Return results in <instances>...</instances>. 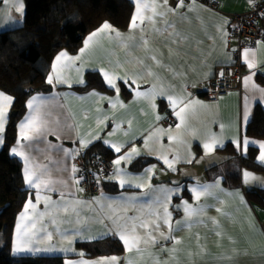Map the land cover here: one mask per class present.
<instances>
[{
    "label": "crops",
    "instance_id": "crops-1",
    "mask_svg": "<svg viewBox=\"0 0 264 264\" xmlns=\"http://www.w3.org/2000/svg\"><path fill=\"white\" fill-rule=\"evenodd\" d=\"M131 1L134 8L127 28L105 21L110 28L97 31L104 22L89 33L83 52L60 51L52 62V76L65 82L53 79L51 92L35 94L27 101L12 145L24 155H12L22 161L24 178L26 168L30 175L40 176V186L26 183L31 190L26 203L31 199L32 205L26 212L24 205L17 216L13 254L70 256L66 264H264V206L246 195V190L264 188L259 153V167L244 166L243 172L252 175L247 182L243 178L241 187L230 188L223 176L209 178L207 172L228 159L222 150L227 144L244 137L264 142V136L245 135L258 106L264 112V93L256 90L264 89V40L241 48L231 32V16L248 11L258 0ZM20 2L0 0V32L23 25L25 0L23 14L15 10ZM133 16L137 17L135 27ZM262 24L264 29V16ZM93 32L97 34L88 40ZM62 52L66 56L57 61ZM238 52L244 78L251 76V80L246 84L243 78L217 101L201 96L223 66L233 67ZM249 62L255 67L250 69ZM88 71H99L105 83L104 73H108L115 87L106 85L113 92L71 89L87 82ZM121 82L130 98L122 92ZM0 92L13 98L0 134L1 151L14 97ZM21 123L24 135L31 139L21 138ZM213 139L219 143L206 150L204 144ZM99 140L108 147H120L119 153L110 147L116 153L113 162L133 148L137 154L114 164L107 176L98 171L99 189L92 193L82 184L76 157ZM252 145L258 147V143ZM140 158L155 161L133 169ZM105 181L118 183L120 190H105ZM203 185L210 186L207 192L200 190ZM192 189L200 193L199 199ZM186 205L202 211L187 220ZM165 208L170 216H165ZM165 218L168 224L163 223ZM141 223L150 227H140ZM155 223L160 224L158 229L151 227ZM110 235L123 242V253L88 257L78 248V242Z\"/></svg>",
    "mask_w": 264,
    "mask_h": 264
},
{
    "label": "trees",
    "instance_id": "trees-1",
    "mask_svg": "<svg viewBox=\"0 0 264 264\" xmlns=\"http://www.w3.org/2000/svg\"><path fill=\"white\" fill-rule=\"evenodd\" d=\"M26 14L20 27L0 32V90L12 94L14 103L6 129L5 143L0 151V264H66L70 256L59 254L14 255L12 237L17 216L23 209L30 188L26 185L23 163L12 155V145L17 140L19 120L27 111V101L38 93H49L53 84L47 83L52 75V62L62 50L73 54L83 46L89 33L99 28L105 21L120 28H127L133 13L131 0H25ZM261 17V24H262ZM263 26V24H262ZM224 67V66H223ZM121 89L126 98L131 93L121 82ZM78 92L100 89L113 92L99 71H88L84 85L73 86ZM206 92L201 93L205 96ZM161 109L165 108L164 101ZM246 136H264V112L258 106L255 119L248 125ZM228 153V159L208 168L209 178L220 174L226 186L241 187L244 166L257 168V146L248 147L242 154L235 144L229 143L222 149ZM81 155L87 163L95 157L113 159L116 153L103 141L99 140L88 146ZM155 159L140 158L132 164L133 169H140L145 163ZM105 190H120L118 183L105 181ZM249 199L264 206V188L246 190ZM78 248L86 251L88 257L121 254L123 242L110 235L93 241L77 243Z\"/></svg>",
    "mask_w": 264,
    "mask_h": 264
},
{
    "label": "built area",
    "instance_id": "built-area-1",
    "mask_svg": "<svg viewBox=\"0 0 264 264\" xmlns=\"http://www.w3.org/2000/svg\"><path fill=\"white\" fill-rule=\"evenodd\" d=\"M209 3L214 4L212 0ZM264 16V0H258L251 5V8L239 14L231 16L234 23L232 27V36H235L240 43L241 48L254 46L258 41L264 40V29L261 24V17ZM223 75L211 80L207 84L206 98L211 101H217L226 95L236 84H241L244 78L243 62L238 52L235 57V63L232 66H224ZM79 168V176L82 183L95 193L98 189L96 182V173L98 171L109 175L114 167V162L110 159L95 157L91 163H87L82 155L76 157Z\"/></svg>",
    "mask_w": 264,
    "mask_h": 264
},
{
    "label": "snow or ice",
    "instance_id": "snow-or-ice-1",
    "mask_svg": "<svg viewBox=\"0 0 264 264\" xmlns=\"http://www.w3.org/2000/svg\"><path fill=\"white\" fill-rule=\"evenodd\" d=\"M165 3H166V0H165ZM178 3L182 4V0H178ZM23 9H24V4H23V2L21 0V2L19 3L18 7H16L15 10H16V12H18V13H20L22 15L23 14ZM138 11H139V9H138ZM136 20H137V17L133 16V19H132V26L133 27H135V25H136ZM109 28H110V25L107 22H105L102 25L101 29H99L97 31H103L104 29H109ZM96 34H97V32H93L88 37V40H91ZM85 43L87 45L88 41H86ZM83 51H84V49H81V52H83ZM244 55H245V58L247 59L248 50H245ZM64 56H66V53L62 52L56 57V60L59 61L61 59V57H64ZM248 67L251 69V68H254L255 65L253 63L249 62L248 63ZM53 68H55V64L53 65ZM221 75H223V73H221ZM104 76H105L107 85L109 87H115L114 81L111 78H109L108 73L105 72ZM53 79H56L58 83H64L65 82L63 80H60L58 77H53L52 75H49L47 77V81L46 82L49 83V84H52ZM244 79H245V83L247 84L248 81L251 80V76L245 77ZM81 83H82V81H81ZM133 83H134V81H133ZM254 88H255V86H254ZM256 90L261 92V93H264V89L257 88ZM117 91H118V89H117ZM141 94H143V93H141ZM162 98H164L163 94H162ZM33 99H36V98L34 97ZM167 99L170 102L174 103L172 101L171 97H167ZM12 101H13V98L11 96L5 95L4 93L0 92V134H2L5 131V120H6V116H7V105H10ZM31 106H32V101H29L28 102V107H31ZM181 111H183V109H181ZM175 114L177 116H180V112H176ZM158 119H159V117H158ZM244 119L247 120V114H245ZM177 127H179V125H177ZM24 128H25V124L21 123V125H20L21 138L24 139V140L31 139V137H28V136L24 135ZM169 138L171 139V137H169ZM2 143H3V136L0 135V144H2ZM218 143H219L218 141L213 139V143H211V144L210 143H206V144H204L203 147L206 150L211 151L212 148H213V144H218ZM255 143H258V147H259L258 161L259 162H264V142L249 141L246 137H244V138H242L240 140H237L235 146L237 147L238 150L242 151V154H246L248 147H250L252 144H255ZM84 146H86V145H84ZM110 147H112L115 150V152H117V153H119L121 151L120 147H117L114 144H111ZM11 152L14 155H20V156L24 155L22 152H18L16 147H13L11 149ZM65 152L67 154H70L69 150H65ZM134 154H137V150L135 148H133L131 150V152H129V153L125 154V155L119 156L114 161V164L115 165H120L121 161H129ZM24 159L27 162L28 158L26 156L24 157ZM165 162H167V161H165ZM74 171H75V169H74ZM120 171H122V170L118 169V172H120ZM251 175L252 174L247 172V171L243 172V178H244L245 182H247V180L251 177ZM25 180H26V183L29 186L39 189L40 176L39 175H30L27 168L25 169ZM124 183H125V181H123V180L120 181L121 186H123ZM137 186H139V185H137ZM44 187L47 188L48 185H44ZM209 187L210 186H208V185H203V186H201L200 190L202 192H207ZM169 191H171V190H169ZM192 191L197 192V189H192ZM199 194L200 193L197 192V197H196L197 199H199ZM39 200H40V195H39V191H37V193H36V202L39 203ZM29 205H32V200L31 199H29V201L25 204V212L28 210ZM33 207H34V205H33ZM184 211L186 213L187 220H190V218L194 214H196L198 211H202V209L197 210V209L192 208L191 206H187L186 205L185 208H184ZM164 212H165V216L166 217L170 216V214L167 213V208L164 209ZM20 219L21 220L24 219V212H22L20 214ZM163 223L168 224L169 220L167 218H165V219H163ZM139 226L143 227V228L150 227L148 224H145V223H141ZM151 227H154V228L158 229L160 227V224L159 223H155ZM21 234H22L21 225L18 223L17 224V236H18V238L20 237ZM50 235L51 234H49V236ZM163 235L164 234L161 233L162 237H163ZM164 238L167 239V237H164ZM121 239H124V237L121 236ZM125 243H127V241H125ZM16 250L19 251L20 249H16ZM115 259H116L115 257L112 258V260H115Z\"/></svg>",
    "mask_w": 264,
    "mask_h": 264
},
{
    "label": "rangeland",
    "instance_id": "rangeland-1",
    "mask_svg": "<svg viewBox=\"0 0 264 264\" xmlns=\"http://www.w3.org/2000/svg\"><path fill=\"white\" fill-rule=\"evenodd\" d=\"M72 87H73V86H72ZM72 87H70V88H71V89H73V90H75V89H74V88H72ZM62 88H65V87H62ZM93 90H94V89H93ZM107 91H108V90H107ZM79 155H81V154H79ZM77 156H78V155H77ZM110 160H111V159H110ZM196 167H197V165H196ZM103 174H105V173H103ZM105 175H106V174H105ZM106 176H107V175H106ZM95 179H96V182L98 183V181H97V178H96V177H95ZM82 184H83V183H82ZM97 191H98V190H97ZM97 191H96V192H97ZM96 192H95V193H96Z\"/></svg>",
    "mask_w": 264,
    "mask_h": 264
}]
</instances>
